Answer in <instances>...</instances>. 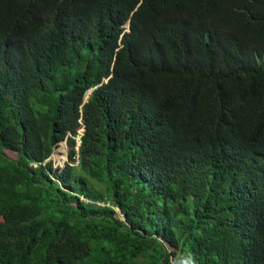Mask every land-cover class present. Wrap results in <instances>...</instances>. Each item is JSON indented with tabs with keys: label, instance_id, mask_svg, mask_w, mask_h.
Here are the masks:
<instances>
[{
	"label": "trees",
	"instance_id": "16d2710c",
	"mask_svg": "<svg viewBox=\"0 0 264 264\" xmlns=\"http://www.w3.org/2000/svg\"><path fill=\"white\" fill-rule=\"evenodd\" d=\"M0 264H264V0H0Z\"/></svg>",
	"mask_w": 264,
	"mask_h": 264
},
{
	"label": "rangeland",
	"instance_id": "374dc122",
	"mask_svg": "<svg viewBox=\"0 0 264 264\" xmlns=\"http://www.w3.org/2000/svg\"><path fill=\"white\" fill-rule=\"evenodd\" d=\"M125 27H126V31H129L128 30V24H126ZM80 132H81V134H83L84 128H81ZM63 143L65 144V150L63 147ZM79 143H80V141L78 139V144ZM69 151H70L69 144H68L67 140H64V141L60 142L58 146L55 147L50 159H52V161L54 162V165L56 167H65L67 161L69 160ZM9 154H11V153H9ZM82 199L87 201L85 198H82ZM118 211H119V209H117V212Z\"/></svg>",
	"mask_w": 264,
	"mask_h": 264
},
{
	"label": "water",
	"instance_id": "95a60500",
	"mask_svg": "<svg viewBox=\"0 0 264 264\" xmlns=\"http://www.w3.org/2000/svg\"><path fill=\"white\" fill-rule=\"evenodd\" d=\"M130 29H131V22L128 21V30ZM117 217L121 220H125V218L122 216V214L119 211L117 212Z\"/></svg>",
	"mask_w": 264,
	"mask_h": 264
},
{
	"label": "clouds",
	"instance_id": "9594fccd",
	"mask_svg": "<svg viewBox=\"0 0 264 264\" xmlns=\"http://www.w3.org/2000/svg\"><path fill=\"white\" fill-rule=\"evenodd\" d=\"M126 24H128V22H127ZM83 128H84V127H83Z\"/></svg>",
	"mask_w": 264,
	"mask_h": 264
}]
</instances>
